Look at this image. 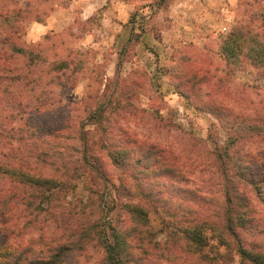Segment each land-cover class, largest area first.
Instances as JSON below:
<instances>
[{
    "label": "rangeland",
    "instance_id": "374dc122",
    "mask_svg": "<svg viewBox=\"0 0 264 264\" xmlns=\"http://www.w3.org/2000/svg\"><path fill=\"white\" fill-rule=\"evenodd\" d=\"M75 1L0 0L22 12L18 33L0 31L12 78L0 83V165L63 185L51 205L34 191L11 201L9 241L32 239L26 262L50 247L62 264H104L96 232L118 235L124 264H241L239 246L264 256V134L246 130L264 129V69L221 51L237 28L264 34V0H154L165 8L121 28L102 10L84 20ZM224 188L249 199L247 224L228 249L207 232L210 249L193 254L191 223H221Z\"/></svg>",
    "mask_w": 264,
    "mask_h": 264
},
{
    "label": "trees",
    "instance_id": "16d2710c",
    "mask_svg": "<svg viewBox=\"0 0 264 264\" xmlns=\"http://www.w3.org/2000/svg\"><path fill=\"white\" fill-rule=\"evenodd\" d=\"M21 15L22 12L20 9H14L10 11L0 10V31L2 32L3 28H6L12 31L15 30L14 34L18 33L21 30V27H19L17 24V20L19 21ZM6 41L7 38L5 36H0V44H4ZM12 50L15 53H20V49L18 48H13ZM1 51L2 49L0 48V61H2L4 58ZM221 51L225 55L226 60L230 63H241V60H243L250 63V65L253 67L264 69V34L259 35L252 30H243L241 28H237L235 31L231 32L224 41ZM56 68L61 69L59 66ZM10 71L11 69L9 67L3 64L0 65V74L5 75L4 77L0 76V83L12 79L11 77H7ZM256 122L257 121L249 122V126H247L246 130L257 132L254 134H256V136H260V134H264V129H259L256 126ZM55 132H57V130ZM55 132L51 131L48 133V135L53 136ZM161 153L163 154V152ZM163 159L165 158L163 157ZM224 171L225 173H222L224 182H226V180L232 182V180L236 178V176L228 175L229 169H225ZM3 180H9L14 185L10 187L8 191H5V189L1 187L3 191L0 192V203L2 206V210H0V231H2L0 232V264H62L61 259H59V255L55 254L54 249L50 247L47 248V255H45V258H41L39 261L26 262V255L30 253V249L33 245L31 244L32 242L28 243V241L32 239H28L24 245H21L18 241H15L16 243H11L9 238L15 234L12 228V220L14 221L16 218V214L14 212L15 207H13L12 211L11 201L18 202L20 201L19 198H21L23 201L25 196L28 195L29 191L30 194H32V191H34L36 196L45 198V201L51 205L52 202L57 201L56 197L53 196L55 195L53 192L57 189L59 191L63 185H59V183L53 178L30 174L20 168H12L10 166L0 165V181ZM260 184L261 183H256V185H253L250 183V186L254 187ZM230 190L233 191L231 188ZM230 190H226V188H224L223 192L221 191L224 201L223 215L220 218L222 221L220 224H210L207 220H205V222L192 221L188 245L190 251L193 254H199L205 249H210L207 232H210L213 237H217L219 244L228 249L230 247L228 237L230 236L231 238V236H233V238H235L237 236L238 229H244V226L247 224V219H245L246 217L244 213L239 211V208L241 204H245L243 208H248L250 201L249 199H244L243 195L240 194L239 197L241 198L238 199V204H236V194L233 193V195H231ZM234 191L237 192L236 190ZM25 207L29 208V205ZM125 208L128 209V211L132 214V216L134 215V217L136 216L138 218H142V216L144 217L145 215L143 209L136 204H127L125 205ZM49 210L50 208L47 207L45 211L48 212ZM251 221H254V219ZM27 224H29L28 221L24 222L22 229H26L24 227ZM217 229H225V232H218ZM96 234L98 236L103 235V237H99V239L105 254L106 263L104 264H124L121 262V246L117 239L118 235L113 234L111 241L107 235H104V233L96 232ZM36 240L37 243H40L42 239ZM237 250L242 259L241 264H245L246 262L253 264V262L258 258L260 260H264V256L261 255L260 257H256L254 252L246 247L239 246ZM209 261H211V259H209Z\"/></svg>",
    "mask_w": 264,
    "mask_h": 264
},
{
    "label": "crops",
    "instance_id": "0c3cea01",
    "mask_svg": "<svg viewBox=\"0 0 264 264\" xmlns=\"http://www.w3.org/2000/svg\"><path fill=\"white\" fill-rule=\"evenodd\" d=\"M196 4H203L202 0H192ZM79 14L84 20H87L95 12L102 10L107 16L106 26L121 28L125 25H132V22H129L131 13L137 9L140 10V13L144 12L147 14L152 11H162L165 6H160L156 1L145 0H76L75 1ZM165 0L164 5L168 4V8H172V5L179 3L180 6L185 7L188 3L184 4V0ZM126 27V26H125ZM128 27V26H127Z\"/></svg>",
    "mask_w": 264,
    "mask_h": 264
}]
</instances>
